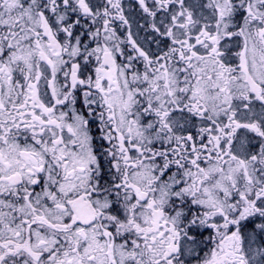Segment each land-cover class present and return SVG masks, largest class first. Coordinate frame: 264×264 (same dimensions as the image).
<instances>
[{"label":"snow or ice","instance_id":"1","mask_svg":"<svg viewBox=\"0 0 264 264\" xmlns=\"http://www.w3.org/2000/svg\"><path fill=\"white\" fill-rule=\"evenodd\" d=\"M0 264H264V0H0Z\"/></svg>","mask_w":264,"mask_h":264}]
</instances>
